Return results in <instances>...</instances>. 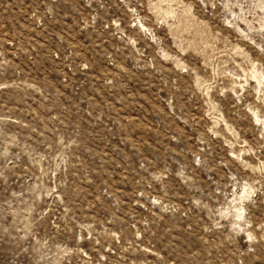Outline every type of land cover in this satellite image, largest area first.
<instances>
[{
  "label": "rangeland",
  "instance_id": "374dc122",
  "mask_svg": "<svg viewBox=\"0 0 264 264\" xmlns=\"http://www.w3.org/2000/svg\"><path fill=\"white\" fill-rule=\"evenodd\" d=\"M0 264H264V0H0Z\"/></svg>",
  "mask_w": 264,
  "mask_h": 264
}]
</instances>
